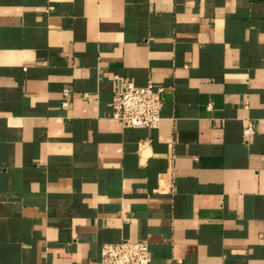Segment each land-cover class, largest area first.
<instances>
[{"label":"crops","instance_id":"obj_1","mask_svg":"<svg viewBox=\"0 0 264 264\" xmlns=\"http://www.w3.org/2000/svg\"><path fill=\"white\" fill-rule=\"evenodd\" d=\"M116 75L166 88L159 127L113 115ZM121 240L264 264V0H0V264Z\"/></svg>","mask_w":264,"mask_h":264},{"label":"built area","instance_id":"obj_2","mask_svg":"<svg viewBox=\"0 0 264 264\" xmlns=\"http://www.w3.org/2000/svg\"><path fill=\"white\" fill-rule=\"evenodd\" d=\"M115 87L111 106L113 115L126 127L157 128L162 119L165 87L152 80L146 85H136L131 78L114 77ZM74 92L71 87L62 89V105L68 107ZM88 97V93H83ZM254 133L252 124L247 125L243 134L246 140ZM151 252L146 241L121 240L105 242L99 264H150Z\"/></svg>","mask_w":264,"mask_h":264}]
</instances>
